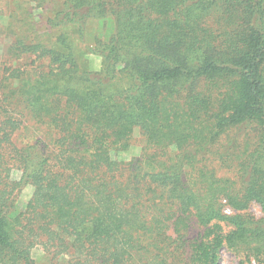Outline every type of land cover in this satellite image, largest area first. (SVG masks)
Returning a JSON list of instances; mask_svg holds the SVG:
<instances>
[{
  "label": "trees",
  "instance_id": "obj_1",
  "mask_svg": "<svg viewBox=\"0 0 264 264\" xmlns=\"http://www.w3.org/2000/svg\"><path fill=\"white\" fill-rule=\"evenodd\" d=\"M4 4L0 264H264V0Z\"/></svg>",
  "mask_w": 264,
  "mask_h": 264
},
{
  "label": "rangeland",
  "instance_id": "obj_2",
  "mask_svg": "<svg viewBox=\"0 0 264 264\" xmlns=\"http://www.w3.org/2000/svg\"><path fill=\"white\" fill-rule=\"evenodd\" d=\"M4 2H7V0H0V9H4L9 7V5H5ZM8 2L11 4L13 3V0H8ZM12 8V5L10 6ZM40 10L36 9V13H38ZM9 20L8 15L0 14V25H4L7 23ZM103 24V25H102ZM88 36H87V41L89 44L93 43V38L94 34L99 33V35H105L109 36L113 32V22L111 21H100V20H95L91 21L90 24L88 25ZM90 64L92 65L93 68L99 69L101 67V59L94 56V55H89L88 56ZM135 136L137 138L140 137L139 131H135ZM141 139V138H140ZM131 154L139 157L141 155V141H138V144H135L131 148ZM28 195L29 192L21 198L20 202L18 203V206L20 208H23L26 205V202L28 200ZM250 212L253 213L257 217H261L264 215L261 206L257 203H254L250 207ZM33 257L39 264H51V257L52 255L49 254L47 250L42 248L41 246H38L33 249L32 251ZM220 264H240V260L238 257H236L233 253L229 252L228 250H223L221 253V259H220Z\"/></svg>",
  "mask_w": 264,
  "mask_h": 264
},
{
  "label": "built area",
  "instance_id": "obj_3",
  "mask_svg": "<svg viewBox=\"0 0 264 264\" xmlns=\"http://www.w3.org/2000/svg\"><path fill=\"white\" fill-rule=\"evenodd\" d=\"M227 212H230V209L229 208L227 209Z\"/></svg>",
  "mask_w": 264,
  "mask_h": 264
}]
</instances>
